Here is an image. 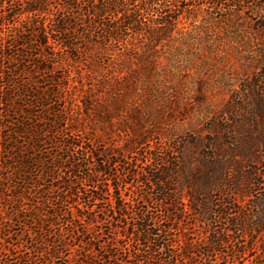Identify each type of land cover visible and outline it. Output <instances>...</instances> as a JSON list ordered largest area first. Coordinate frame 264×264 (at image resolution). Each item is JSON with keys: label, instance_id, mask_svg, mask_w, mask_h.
<instances>
[{"label": "trees", "instance_id": "1", "mask_svg": "<svg viewBox=\"0 0 264 264\" xmlns=\"http://www.w3.org/2000/svg\"><path fill=\"white\" fill-rule=\"evenodd\" d=\"M242 1L0 0V131H6L0 135V264H55L74 244L50 231L65 216L66 235L81 243L74 264H98L89 256L118 264H192L196 252L223 254L231 264L245 257L236 240L261 233L264 218L236 210L224 193L238 183H230L226 164L214 178L202 174L189 182L180 144L161 128L164 141L136 167L133 153L147 136L127 145L122 156L129 160H122L117 151L100 150L101 140L77 117L114 123L127 102L140 99L146 110L130 115L150 135L162 114L161 75L176 50L191 49L187 41L201 37L209 23L204 15L217 9L220 21H229ZM185 183L186 201L174 188ZM138 187L148 191L137 194ZM139 199L167 207L168 221L193 215L204 246L185 236L174 251L170 225ZM103 236L111 239L105 249Z\"/></svg>", "mask_w": 264, "mask_h": 264}, {"label": "rangeland", "instance_id": "2", "mask_svg": "<svg viewBox=\"0 0 264 264\" xmlns=\"http://www.w3.org/2000/svg\"><path fill=\"white\" fill-rule=\"evenodd\" d=\"M241 6L237 14L225 22L220 21L221 12L217 9L212 16L201 13L209 21L204 25L207 26L204 32L200 33L201 37L187 41L191 49L181 45L175 52L172 65L163 70V96L156 103L162 107V114L157 118L156 126L151 128L153 132L150 135L145 128H138L130 115L134 108L146 110L144 100L140 99L127 102V107L116 115L114 123L81 112L77 117L83 120L87 131L101 140L100 150L117 151L122 160H129L122 156L128 154L127 145L141 142V135L147 136V141L137 146V153H133L136 167L143 165V153L154 150L155 145L164 141L159 135L162 128L180 144L181 164H185L189 182H193L195 177L201 178L202 174L214 178L215 173L221 171V163L222 166L226 164L232 177L230 183L236 180L238 183L227 185L224 193L232 195L238 207L236 210H245L248 214L259 212L264 218V0H243ZM200 20L199 15L197 22ZM73 109L75 111V107ZM3 112L1 108L0 115ZM5 133V130L0 131V135ZM160 149L153 152L163 153ZM4 173L0 168V176ZM119 174L124 178L122 172ZM46 184L43 186H48ZM187 184L181 188L180 183L174 186L184 201V193L190 190ZM147 191L138 187L136 193L141 195ZM128 194L131 195V191ZM215 194L217 197L220 195L218 192ZM258 200V206H255ZM140 205L147 208L157 221L163 219L166 225H170L169 238L174 251L179 252V242L181 239L185 241L186 237L199 241L200 247L204 246L200 243L204 238L203 229L193 215L188 213L180 220L168 221L167 207L160 204L148 206L143 202ZM65 217L57 218L50 231L51 234L61 233L62 240L74 244L55 264H74L73 256L77 258L80 249L81 243L66 235L70 225H66ZM103 237L101 241L105 249L111 239ZM236 242L246 249L245 257L236 260V264H264L261 250L264 248V230L261 233L250 231L237 238ZM89 258L98 264H118L113 259L102 262L95 256ZM191 258L192 264H231L232 261L219 253L206 258L196 252ZM38 263L42 264L41 261Z\"/></svg>", "mask_w": 264, "mask_h": 264}]
</instances>
